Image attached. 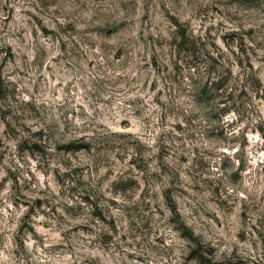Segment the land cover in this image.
<instances>
[{"label":"rangeland","instance_id":"obj_1","mask_svg":"<svg viewBox=\"0 0 264 264\" xmlns=\"http://www.w3.org/2000/svg\"><path fill=\"white\" fill-rule=\"evenodd\" d=\"M0 264H264V0H0Z\"/></svg>","mask_w":264,"mask_h":264},{"label":"trees","instance_id":"obj_2","mask_svg":"<svg viewBox=\"0 0 264 264\" xmlns=\"http://www.w3.org/2000/svg\"><path fill=\"white\" fill-rule=\"evenodd\" d=\"M193 48H194L193 46L190 47V44L186 45L185 41L179 42L177 45L178 52L187 50V51H190V54L195 55V53L198 52V50L195 51V50H193ZM226 79H223L222 77L217 76L216 79H214L211 82V86H213V89L215 91L221 90V91L226 92ZM251 79H253V80H255V82H257L253 76H251ZM245 80H246L245 82H247V78ZM66 147L69 149H72V150H79L81 148H85L86 145L70 143V144L66 145ZM169 208H170L171 212H176V207H175L174 203L170 202ZM180 225H181V227L179 228V230H180L182 236L185 237L186 239H188L189 241L193 242L194 245H196V247H194V249L192 250L193 254H195V257L198 258L199 260H201V259L204 260V257H202V251L198 247V243H197L195 237L193 236L192 231H190L186 226H184V224H180Z\"/></svg>","mask_w":264,"mask_h":264}]
</instances>
